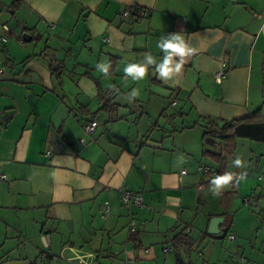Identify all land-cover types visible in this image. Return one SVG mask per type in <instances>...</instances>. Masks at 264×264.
<instances>
[{
	"label": "crops",
	"instance_id": "0c3cea01",
	"mask_svg": "<svg viewBox=\"0 0 264 264\" xmlns=\"http://www.w3.org/2000/svg\"><path fill=\"white\" fill-rule=\"evenodd\" d=\"M13 1L0 0V24L10 28L0 32V264H80L76 253L85 264H176L172 237L203 194L217 197L219 211L203 231L188 226L194 247L181 251L183 261L264 255V231L255 244L242 232L253 211L264 230V144L249 142L244 161L237 139L225 167L233 179L212 192L217 165L205 153L218 146L198 132L203 118L220 123L260 110L264 120V0H21L12 12ZM140 10L137 21L124 15ZM175 33L194 50L180 72L167 80L155 65L142 80L124 73L145 55L162 59L157 42ZM222 62L226 78L216 84ZM108 89L109 113L98 99ZM91 121L97 126L86 134ZM198 156L213 167L196 164ZM235 159L240 167H231ZM122 189L139 193L142 206H124ZM223 215L230 228L205 236ZM130 219L139 224L134 234Z\"/></svg>",
	"mask_w": 264,
	"mask_h": 264
},
{
	"label": "trees",
	"instance_id": "16d2710c",
	"mask_svg": "<svg viewBox=\"0 0 264 264\" xmlns=\"http://www.w3.org/2000/svg\"><path fill=\"white\" fill-rule=\"evenodd\" d=\"M21 5V0H14L10 5L12 12L17 11ZM53 73H56V68H51ZM115 90L108 89L105 91L98 90V99L101 103L99 111L109 113L114 107ZM202 124L203 137L214 140V145L218 146L217 151L206 152L205 155L212 159L217 165V175L225 173L227 161L232 158L236 149L237 139H247L253 142L264 144V120L262 119L260 110H256L251 115L231 121H222L217 123L215 121L203 118ZM225 221L221 227H226V230L231 226V220L226 215H223ZM225 230V231H226ZM188 226L182 228L172 237V247L175 256L176 264H192L191 262H184L181 257V251L190 252L194 247V242L188 234ZM205 236L211 238H219L220 236H210L207 232Z\"/></svg>",
	"mask_w": 264,
	"mask_h": 264
},
{
	"label": "clouds",
	"instance_id": "9594fccd",
	"mask_svg": "<svg viewBox=\"0 0 264 264\" xmlns=\"http://www.w3.org/2000/svg\"><path fill=\"white\" fill-rule=\"evenodd\" d=\"M157 47L162 51L163 57L159 61L151 55H145L144 59L140 63H128L124 67V73L130 76L132 80H142L145 77L149 66L155 65V72L158 74L159 78L167 80L171 78L175 73L180 72L181 66L183 64V58L190 56L193 53V48L186 43L185 38L182 33L168 34L163 36L158 42ZM174 57L181 58L180 62H176ZM109 64L101 63L97 65L99 71L107 73L109 70ZM138 95L137 91H132L130 93L131 97H136ZM231 167H240L238 159L231 162ZM233 177L224 173L219 176H213L209 180V187L212 192H216L218 189L225 187L229 184ZM88 255L91 259L90 254ZM76 260L80 261V264H85L83 256L79 253L75 254Z\"/></svg>",
	"mask_w": 264,
	"mask_h": 264
},
{
	"label": "rangeland",
	"instance_id": "374dc122",
	"mask_svg": "<svg viewBox=\"0 0 264 264\" xmlns=\"http://www.w3.org/2000/svg\"><path fill=\"white\" fill-rule=\"evenodd\" d=\"M0 32H1V27H0ZM26 45H28V43H26ZM198 132H199V135H201L203 130L198 128ZM205 139L206 138H204L203 143H206ZM249 142H251V141L246 140V139H238L237 158H239L240 160H244V161L246 160L247 155H248V149H249L248 144H249ZM197 163H200V164L205 165L207 167H213V163L211 162V160L208 158H205V157L198 156V160H197L196 164ZM242 172L243 171L240 172V175L242 174ZM189 173L194 175V176L199 175V174H196V170L194 168H192V170L189 171ZM201 194H203V193H201ZM185 195L186 194H184V196ZM185 199L191 200L190 194H187V197L185 196L184 200ZM202 205H204V206H202ZM218 208L219 207H218V203H217V197L215 195L206 196L205 194H203L202 203H198V207L193 208V210L190 214L191 216H189V218H188L189 220L187 222V225L189 227L196 228L198 230L203 231L205 226H206L207 220H208V215L209 214H216L219 211ZM253 213L256 216L253 219L254 220L253 223L249 222V227H245V228L243 227L242 232L244 235H246L245 237L247 238L248 242L250 241L252 244H255L256 240L261 237L264 230L258 229V225L260 224L259 223L260 219L257 218V212L256 211L255 212L253 211ZM238 221L242 222V218L239 217ZM252 225L254 227L257 226L255 231H254L255 228L254 227L252 228ZM232 232L235 233L234 230H232ZM218 245L220 246V242L218 243ZM223 247H224V244H222V248ZM241 252L242 251H240L238 253V256L233 257V261H231L230 264H238L239 260H241L240 258H243L244 260L247 259L248 260L247 264H264V255L258 254V256H251L250 253L249 254L245 253L243 256V254ZM255 257H256V259H255ZM244 264H246V261Z\"/></svg>",
	"mask_w": 264,
	"mask_h": 264
},
{
	"label": "built area",
	"instance_id": "2783aa9c",
	"mask_svg": "<svg viewBox=\"0 0 264 264\" xmlns=\"http://www.w3.org/2000/svg\"><path fill=\"white\" fill-rule=\"evenodd\" d=\"M124 15L130 16L133 21H137L145 17L146 14L144 10H140V11H134V12L126 11ZM49 26L51 27V25ZM0 27L4 31V33H8V31H10V28L5 24H0ZM6 41H7V36L5 35L0 36L1 43H5ZM226 69H227L226 63L222 62L219 70L215 72L213 76L216 84H221L222 81L226 78ZM96 126H97V123L95 121H91L88 124L83 126V130L86 134H91L94 132ZM208 170L209 169L206 167L201 168V171L203 173H207ZM185 173H186L185 170H182L180 174L184 175ZM120 198H121L122 204L126 207L139 208L142 206V197L140 196L139 193L130 191L128 189H122L120 192ZM104 207H105L104 214H106L108 212V205L106 204ZM128 229H129L130 234H134L138 231L139 224L134 219H130ZM227 239L232 241L234 240V236L230 234L227 236ZM240 261L242 262L243 260L241 259Z\"/></svg>",
	"mask_w": 264,
	"mask_h": 264
},
{
	"label": "water",
	"instance_id": "95a60500",
	"mask_svg": "<svg viewBox=\"0 0 264 264\" xmlns=\"http://www.w3.org/2000/svg\"><path fill=\"white\" fill-rule=\"evenodd\" d=\"M23 39L26 42L30 41V37L26 34H23ZM206 143H208L209 145H212L214 143V140L211 138H206ZM224 222V217H213L210 219L208 227H207V234L210 236H218L220 233V226L223 224ZM49 237L48 236H44V238L42 239V241L44 240H48Z\"/></svg>",
	"mask_w": 264,
	"mask_h": 264
}]
</instances>
